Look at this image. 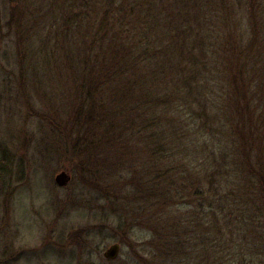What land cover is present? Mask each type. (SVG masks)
Returning a JSON list of instances; mask_svg holds the SVG:
<instances>
[{
    "label": "trees",
    "instance_id": "16d2710c",
    "mask_svg": "<svg viewBox=\"0 0 264 264\" xmlns=\"http://www.w3.org/2000/svg\"><path fill=\"white\" fill-rule=\"evenodd\" d=\"M232 1L247 3L251 23L218 16L233 23L230 45L213 0H49L38 26L50 18L55 30L44 35L28 4L12 13L20 45L39 42L79 89L68 152L136 158L119 216L135 240L117 264H264V92L241 46L264 32L261 1ZM2 151L0 181L12 161Z\"/></svg>",
    "mask_w": 264,
    "mask_h": 264
},
{
    "label": "rangeland",
    "instance_id": "374dc122",
    "mask_svg": "<svg viewBox=\"0 0 264 264\" xmlns=\"http://www.w3.org/2000/svg\"><path fill=\"white\" fill-rule=\"evenodd\" d=\"M260 1L264 26V0ZM48 2L0 0V157L4 148L12 160L0 181V264H117L116 259L108 262L104 251L120 242L122 259L127 242L134 243L133 232L119 226V216L128 207L125 203L132 202L130 167L136 158L131 152L123 159L116 151L105 154L103 149L68 152L65 132L79 106V89L66 70L58 73L59 57L52 54L48 60L41 55L39 42L20 45L23 35L17 24L15 29L9 27L13 11L19 7V12L21 4L30 6L33 18L27 20H37L33 25L37 27L49 10ZM171 4L164 1L162 10L176 12ZM248 9L245 1L230 0L229 7L222 9L219 0H213V25L233 36L232 21L228 26L218 16L229 17L237 10L233 22L242 19L247 29ZM50 20L44 30L39 25L38 32L55 30ZM30 30L34 34L35 29ZM245 35L244 63L249 77L262 83L264 92V32L253 41L250 33ZM236 48L233 44L229 54L234 62ZM66 168L71 180L59 186L55 176Z\"/></svg>",
    "mask_w": 264,
    "mask_h": 264
},
{
    "label": "water",
    "instance_id": "95a60500",
    "mask_svg": "<svg viewBox=\"0 0 264 264\" xmlns=\"http://www.w3.org/2000/svg\"><path fill=\"white\" fill-rule=\"evenodd\" d=\"M70 180H71V174L66 170L59 172L55 177L56 183L60 186L67 185ZM120 253H121V244L119 242H115L105 250L104 256L108 259L114 260L118 258Z\"/></svg>",
    "mask_w": 264,
    "mask_h": 264
},
{
    "label": "flooded vegetation",
    "instance_id": "af4514ba",
    "mask_svg": "<svg viewBox=\"0 0 264 264\" xmlns=\"http://www.w3.org/2000/svg\"><path fill=\"white\" fill-rule=\"evenodd\" d=\"M64 170H66L67 172H69V170L66 168V169H64ZM63 171V170H62ZM70 173V172H69Z\"/></svg>",
    "mask_w": 264,
    "mask_h": 264
}]
</instances>
